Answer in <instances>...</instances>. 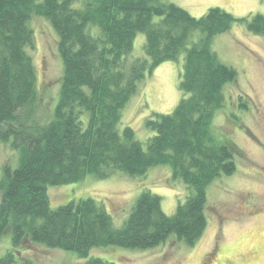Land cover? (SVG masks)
Instances as JSON below:
<instances>
[{"label": "trees", "instance_id": "16d2710c", "mask_svg": "<svg viewBox=\"0 0 264 264\" xmlns=\"http://www.w3.org/2000/svg\"><path fill=\"white\" fill-rule=\"evenodd\" d=\"M33 16L53 28L62 63L57 103L47 120L36 113L29 53ZM234 24L264 35V14L236 18L214 7L195 18L167 0H0V142L18 152L15 168H1L0 237L9 234L12 247L0 264H35L22 255L31 245L72 251L82 259L96 247L141 251L171 236L189 247L200 239L207 188L235 173L234 156L240 154L213 125L225 103L224 87L236 72L219 62L210 45ZM193 32L200 38L188 47ZM140 33L145 58L132 60ZM182 53L179 88L186 97L170 114L145 121L153 133L145 144L130 127L120 131L121 112L139 84ZM162 166L169 167L171 182L185 189L171 216L149 190L141 191L121 226L92 198L56 209L49 205V187L116 173L143 177ZM81 264L115 263L89 258Z\"/></svg>", "mask_w": 264, "mask_h": 264}, {"label": "rangeland", "instance_id": "374dc122", "mask_svg": "<svg viewBox=\"0 0 264 264\" xmlns=\"http://www.w3.org/2000/svg\"><path fill=\"white\" fill-rule=\"evenodd\" d=\"M200 18L218 7L236 18L264 14V0H167ZM158 18H154L157 22ZM29 26L34 46L29 53L36 73L37 116L47 120L57 103L62 63L57 53V35L44 19L33 16ZM200 38L190 35V47ZM145 37L134 39L130 59L145 58ZM217 59L236 72L235 80L224 87L225 103L213 118L214 128L229 137L239 148L234 156L236 171L215 180L207 188L206 228L193 246L174 236L148 250H128L115 246L91 249L86 258L72 251L31 245L22 252L35 264H81L100 258L115 264H264V35L255 36L246 27L234 24L213 37L210 45ZM182 53L177 62L160 64L139 84L121 112V131L130 127L136 139L145 144L153 133L145 127L152 114H170L186 97L179 88L183 70ZM15 168L18 152L0 142V175L4 165ZM142 190L161 198L162 211L171 216L184 196V186L170 180L167 166L156 167L143 177L130 178L116 173L105 180L86 177L70 185L49 187L52 209L71 200L92 198L101 203L115 226L129 216ZM1 197V196H0ZM9 234L0 237V258L11 249Z\"/></svg>", "mask_w": 264, "mask_h": 264}]
</instances>
